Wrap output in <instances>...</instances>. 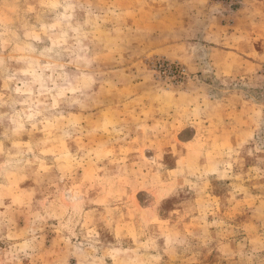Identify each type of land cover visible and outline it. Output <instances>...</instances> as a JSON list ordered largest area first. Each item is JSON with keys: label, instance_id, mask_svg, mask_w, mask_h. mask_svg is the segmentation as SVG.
<instances>
[{"label": "rangeland", "instance_id": "1", "mask_svg": "<svg viewBox=\"0 0 264 264\" xmlns=\"http://www.w3.org/2000/svg\"><path fill=\"white\" fill-rule=\"evenodd\" d=\"M0 264H264V0H0Z\"/></svg>", "mask_w": 264, "mask_h": 264}]
</instances>
